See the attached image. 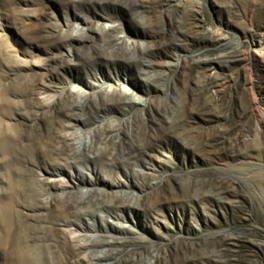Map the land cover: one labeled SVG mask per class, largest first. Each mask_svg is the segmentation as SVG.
Wrapping results in <instances>:
<instances>
[{
    "label": "rangeland",
    "instance_id": "374dc122",
    "mask_svg": "<svg viewBox=\"0 0 264 264\" xmlns=\"http://www.w3.org/2000/svg\"><path fill=\"white\" fill-rule=\"evenodd\" d=\"M15 240L264 264V0H0V264Z\"/></svg>",
    "mask_w": 264,
    "mask_h": 264
},
{
    "label": "bare ground",
    "instance_id": "6f19581e",
    "mask_svg": "<svg viewBox=\"0 0 264 264\" xmlns=\"http://www.w3.org/2000/svg\"><path fill=\"white\" fill-rule=\"evenodd\" d=\"M70 126L71 123L68 122L66 124V127H70ZM65 132L67 133V130ZM68 135L65 134L66 137H68ZM58 188H60L61 190L66 188L65 183H60ZM64 226H65L64 232L68 233L72 247L75 249L85 248L87 250V246L89 245L87 241V236L79 234L80 229L78 224L75 222H70V223L66 222ZM13 247H14L15 257L17 258L18 263L21 264L30 263V256L34 254L32 247L22 245L18 240H15V242L13 243Z\"/></svg>",
    "mask_w": 264,
    "mask_h": 264
}]
</instances>
